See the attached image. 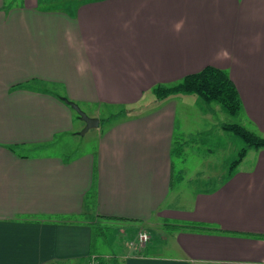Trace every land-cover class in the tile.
Instances as JSON below:
<instances>
[{
	"label": "crops",
	"instance_id": "obj_1",
	"mask_svg": "<svg viewBox=\"0 0 264 264\" xmlns=\"http://www.w3.org/2000/svg\"><path fill=\"white\" fill-rule=\"evenodd\" d=\"M10 1L0 0V264H88L92 253L121 264H264V148L167 206L178 111L150 108L154 86L212 65L229 72L264 132V0ZM66 100L100 121L104 107L145 109L100 122L92 152L48 154L85 135ZM187 222L218 229L169 227ZM96 223L111 251L99 250ZM153 224L169 228L163 244ZM140 230L151 235L143 250Z\"/></svg>",
	"mask_w": 264,
	"mask_h": 264
},
{
	"label": "rangeland",
	"instance_id": "obj_2",
	"mask_svg": "<svg viewBox=\"0 0 264 264\" xmlns=\"http://www.w3.org/2000/svg\"><path fill=\"white\" fill-rule=\"evenodd\" d=\"M18 1L19 0H17V2ZM74 1L75 0H41L40 7L47 8L57 6L59 8L69 9ZM76 1L83 2L84 0ZM8 2L11 3L10 0H8ZM242 3L243 1L240 0V2H238L239 6L242 5ZM226 54L227 52L223 51V55ZM154 98L156 99V102L157 98L155 95ZM165 101H169V98ZM155 102L150 104V108H155L156 106L168 107L174 103V106L176 105L178 111L175 120L176 142L174 145L180 152L174 151L173 154L174 178L171 188L172 192L167 201V206L174 205L175 208L180 207L183 204V199H186L191 191L193 193L197 188L208 187L210 184H214L220 176L226 178L228 177V174H231V163L238 158L239 152L246 145L239 136L223 130L220 124L224 122L239 123L244 125L250 131H254L260 136H264V132L260 131L254 125L244 110L237 115H231L222 109L219 104L213 102L209 105L195 95L177 96L175 101H171L165 105H155ZM81 106L83 107L82 104ZM143 109H145L144 106L140 105L130 112L136 115L138 112H143ZM121 110L111 108L106 109L104 107L101 109V115L103 119H106L110 117L109 114H116ZM83 129L84 128L78 132L80 133ZM93 129L95 128L90 129V134L86 132L85 135H79V137L76 135L78 140L73 141L71 144L56 141L53 144L55 146L49 148L48 154L63 156L64 154L70 155L78 152L84 154L88 151H94L96 149V144L98 143V138L94 136ZM72 137L70 140L73 139ZM255 154L256 152H252V155ZM247 162L248 160L246 156V158L239 164V167L245 169ZM236 168L234 170H236ZM81 216L83 217V215ZM81 216L76 219H83ZM162 220V218H159V221ZM168 221L173 222L174 220L169 219ZM150 229L154 231L156 237H158L163 244L162 231L169 232V228H166L163 225L156 227V225L153 224L150 225ZM108 230H110L108 233L111 234V229ZM103 242L104 237H98L97 244L100 247L99 250L101 252L111 251V247L109 245L107 246L106 242L103 244ZM156 245H159V243L156 242Z\"/></svg>",
	"mask_w": 264,
	"mask_h": 264
},
{
	"label": "trees",
	"instance_id": "obj_3",
	"mask_svg": "<svg viewBox=\"0 0 264 264\" xmlns=\"http://www.w3.org/2000/svg\"><path fill=\"white\" fill-rule=\"evenodd\" d=\"M152 92L156 96L158 102L178 95H195L209 105L213 102L219 104L222 109H224L231 115H237L243 110V103L240 93L236 84L231 79L229 72L225 69H221L212 65L206 66L204 69L197 73L185 76L180 82H177L175 84H157L153 87ZM129 112V109H123L119 113L111 115L107 119H101V123L104 124L105 122L113 118L126 115ZM221 128L225 131L239 136L246 145L239 152L238 158L231 163L230 168L232 172L242 162L250 149L264 148V136H260L256 132L250 131L242 124L224 122L221 124ZM93 204V202H90V208L92 209ZM86 214L89 215V213ZM169 227L172 229L191 232H202L207 229H218L217 227L202 224L199 222L172 223L169 225ZM106 228L101 224L98 225L96 223L93 226L95 233L94 238L104 237V241H106L104 236ZM113 261L114 264H121L116 259H114Z\"/></svg>",
	"mask_w": 264,
	"mask_h": 264
},
{
	"label": "built area",
	"instance_id": "obj_4",
	"mask_svg": "<svg viewBox=\"0 0 264 264\" xmlns=\"http://www.w3.org/2000/svg\"><path fill=\"white\" fill-rule=\"evenodd\" d=\"M137 234L138 235L136 237V241L138 243V247L140 250H143L145 246L149 243L151 235L145 230H140ZM136 241L132 240L129 243L130 246H137ZM114 259V256L92 254L89 256L88 264H114Z\"/></svg>",
	"mask_w": 264,
	"mask_h": 264
},
{
	"label": "water",
	"instance_id": "obj_5",
	"mask_svg": "<svg viewBox=\"0 0 264 264\" xmlns=\"http://www.w3.org/2000/svg\"><path fill=\"white\" fill-rule=\"evenodd\" d=\"M66 102L78 113L80 118L86 123L84 129L81 131V134H85L89 129L99 127L100 119L97 117L89 116L85 111L81 109V107L72 101L66 100Z\"/></svg>",
	"mask_w": 264,
	"mask_h": 264
}]
</instances>
